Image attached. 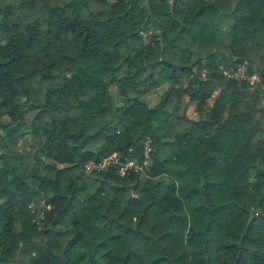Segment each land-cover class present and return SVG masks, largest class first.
Returning a JSON list of instances; mask_svg holds the SVG:
<instances>
[{
  "label": "trees",
  "instance_id": "obj_1",
  "mask_svg": "<svg viewBox=\"0 0 264 264\" xmlns=\"http://www.w3.org/2000/svg\"><path fill=\"white\" fill-rule=\"evenodd\" d=\"M0 264H264V0H0Z\"/></svg>",
  "mask_w": 264,
  "mask_h": 264
},
{
  "label": "built area",
  "instance_id": "obj_2",
  "mask_svg": "<svg viewBox=\"0 0 264 264\" xmlns=\"http://www.w3.org/2000/svg\"><path fill=\"white\" fill-rule=\"evenodd\" d=\"M232 75L237 77L236 72H234V74H232ZM144 150H145V153H147L149 151V141L148 140L145 141V143H144ZM115 156H116L115 154H111L110 156L104 158L102 161H100L98 163H95L93 161H89L85 164V169H86V171H90L93 169H97V170L101 169V168L105 167L110 161L115 159ZM131 166H133V162L131 160H128L123 165L120 166L118 171L121 174H123ZM47 207H48V205H46L43 201H40L39 203H30L29 204V209H30L31 213H33L35 215L34 216L35 220L43 217V211Z\"/></svg>",
  "mask_w": 264,
  "mask_h": 264
},
{
  "label": "rangeland",
  "instance_id": "obj_3",
  "mask_svg": "<svg viewBox=\"0 0 264 264\" xmlns=\"http://www.w3.org/2000/svg\"><path fill=\"white\" fill-rule=\"evenodd\" d=\"M237 73V77H242V78H246L247 80L251 81V82H256L257 78L256 76L253 75H246L245 74V67L243 65H238L237 69L233 71ZM167 85H163L161 86L155 93L151 94V95H147L145 96V100L147 101V104L152 105L154 103L157 102V100L162 96L164 90L166 89ZM184 101L187 102V110L185 111V114L189 117H195L196 116V112H195V106H194V101H192L188 95L184 96ZM211 103V101H210ZM116 157V156H115Z\"/></svg>",
  "mask_w": 264,
  "mask_h": 264
}]
</instances>
